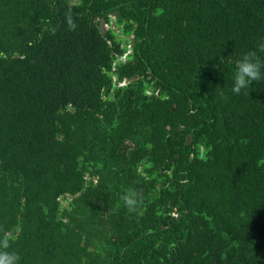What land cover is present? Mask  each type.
I'll list each match as a JSON object with an SVG mask.
<instances>
[{
  "label": "trees",
  "instance_id": "obj_1",
  "mask_svg": "<svg viewBox=\"0 0 264 264\" xmlns=\"http://www.w3.org/2000/svg\"><path fill=\"white\" fill-rule=\"evenodd\" d=\"M262 38L264 0H0L20 264H264V67L232 92Z\"/></svg>",
  "mask_w": 264,
  "mask_h": 264
},
{
  "label": "clouds",
  "instance_id": "obj_2",
  "mask_svg": "<svg viewBox=\"0 0 264 264\" xmlns=\"http://www.w3.org/2000/svg\"><path fill=\"white\" fill-rule=\"evenodd\" d=\"M106 24V23H105ZM258 53H264V38L257 44L255 50H249L236 62V71L233 77L232 92L240 94L249 89L253 82L262 79L261 69L264 67ZM123 81L120 84H124ZM125 208L129 213L137 212L142 204V195L136 189H129L121 196ZM16 237L10 231L0 228V264H20L21 257L12 248Z\"/></svg>",
  "mask_w": 264,
  "mask_h": 264
},
{
  "label": "rangeland",
  "instance_id": "obj_3",
  "mask_svg": "<svg viewBox=\"0 0 264 264\" xmlns=\"http://www.w3.org/2000/svg\"><path fill=\"white\" fill-rule=\"evenodd\" d=\"M110 17H111V20H110L109 23H106V24H105V23L102 21V24H101L102 28H103V29H107L108 27H112V28L114 29V31H116L117 34H118L119 36H121V33H120V31H119V27L115 25L114 16H113V15H110ZM122 58H124V55H122Z\"/></svg>",
  "mask_w": 264,
  "mask_h": 264
},
{
  "label": "water",
  "instance_id": "obj_4",
  "mask_svg": "<svg viewBox=\"0 0 264 264\" xmlns=\"http://www.w3.org/2000/svg\"><path fill=\"white\" fill-rule=\"evenodd\" d=\"M124 57H125V55H124ZM119 59H123L122 56L119 57ZM116 85H117V83L114 82V83H113V86L115 87Z\"/></svg>",
  "mask_w": 264,
  "mask_h": 264
},
{
  "label": "bare ground",
  "instance_id": "obj_5",
  "mask_svg": "<svg viewBox=\"0 0 264 264\" xmlns=\"http://www.w3.org/2000/svg\"><path fill=\"white\" fill-rule=\"evenodd\" d=\"M126 84V83H125Z\"/></svg>",
  "mask_w": 264,
  "mask_h": 264
}]
</instances>
